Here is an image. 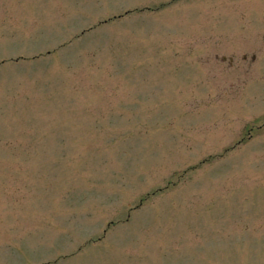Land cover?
Returning <instances> with one entry per match:
<instances>
[{"label":"rangeland","instance_id":"obj_1","mask_svg":"<svg viewBox=\"0 0 264 264\" xmlns=\"http://www.w3.org/2000/svg\"><path fill=\"white\" fill-rule=\"evenodd\" d=\"M0 264H264V0H0Z\"/></svg>","mask_w":264,"mask_h":264}]
</instances>
